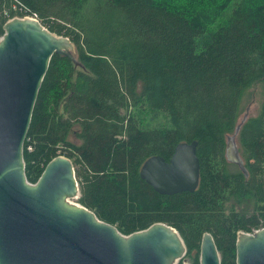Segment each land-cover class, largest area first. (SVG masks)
Listing matches in <instances>:
<instances>
[{
	"label": "trees",
	"instance_id": "16d2710c",
	"mask_svg": "<svg viewBox=\"0 0 264 264\" xmlns=\"http://www.w3.org/2000/svg\"><path fill=\"white\" fill-rule=\"evenodd\" d=\"M24 13L70 38L80 62L48 60L22 143L26 180L67 155L74 201L99 220L126 235L163 221L179 231L190 264L211 232L220 264H235L237 232L264 226V0H0V35ZM257 82L258 112L236 139L245 175L226 158L225 139ZM194 139L193 191L164 194L139 176L145 158L167 160Z\"/></svg>",
	"mask_w": 264,
	"mask_h": 264
},
{
	"label": "water",
	"instance_id": "95a60500",
	"mask_svg": "<svg viewBox=\"0 0 264 264\" xmlns=\"http://www.w3.org/2000/svg\"><path fill=\"white\" fill-rule=\"evenodd\" d=\"M0 35V264H174L186 244L163 221L126 235L99 220L77 198L79 182L70 157L54 155L34 183L26 180L22 147L39 84L51 54L79 65L73 42L35 17L14 16ZM226 134L225 156L247 175L237 148V132ZM196 140L179 141L167 160L145 158L139 176L164 194L196 186L200 163ZM235 264H264V226L236 235ZM198 264H220L211 232L200 236Z\"/></svg>",
	"mask_w": 264,
	"mask_h": 264
},
{
	"label": "rangeland",
	"instance_id": "374dc122",
	"mask_svg": "<svg viewBox=\"0 0 264 264\" xmlns=\"http://www.w3.org/2000/svg\"><path fill=\"white\" fill-rule=\"evenodd\" d=\"M261 83L257 82L255 85H251L248 88H246L243 92V96L241 99H239V108L240 112H238L236 121H239L240 118L248 115H255L256 112H258L259 109V102L261 98H263V94H261ZM74 129H78L77 125L74 124L73 126ZM74 132V131H73ZM70 133L68 135V139L71 142H76L79 143V139L75 137L74 133ZM62 154V153H60ZM58 154V155H60ZM72 202H75L74 199H71ZM179 258L177 261L174 262V264H177V262H180V264H190V259L189 258Z\"/></svg>",
	"mask_w": 264,
	"mask_h": 264
},
{
	"label": "built area",
	"instance_id": "2783aa9c",
	"mask_svg": "<svg viewBox=\"0 0 264 264\" xmlns=\"http://www.w3.org/2000/svg\"><path fill=\"white\" fill-rule=\"evenodd\" d=\"M21 8V7H20ZM5 13H6V11H4ZM14 16H19V17H21V16H25V17H28V16H31V17H35L36 18V16H35V14H30V13H28V14H22V15H17V14H15ZM14 16H12V17H14ZM11 17V16H10ZM10 17H8V18H10ZM11 17V18H12ZM7 18V19H8Z\"/></svg>",
	"mask_w": 264,
	"mask_h": 264
}]
</instances>
